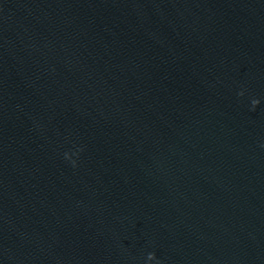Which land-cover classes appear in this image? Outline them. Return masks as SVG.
<instances>
[{
  "label": "water",
  "instance_id": "obj_1",
  "mask_svg": "<svg viewBox=\"0 0 264 264\" xmlns=\"http://www.w3.org/2000/svg\"><path fill=\"white\" fill-rule=\"evenodd\" d=\"M0 264H264V0H0Z\"/></svg>",
  "mask_w": 264,
  "mask_h": 264
},
{
  "label": "clouds",
  "instance_id": "obj_2",
  "mask_svg": "<svg viewBox=\"0 0 264 264\" xmlns=\"http://www.w3.org/2000/svg\"><path fill=\"white\" fill-rule=\"evenodd\" d=\"M240 95H243V92H241ZM252 104H253V106L259 104V100H258V99H254V100L252 101ZM65 155H66V157H67L68 154L66 153ZM73 163H74V162H73ZM148 258H149V259H153V258L155 259V253H149V254H148Z\"/></svg>",
  "mask_w": 264,
  "mask_h": 264
}]
</instances>
